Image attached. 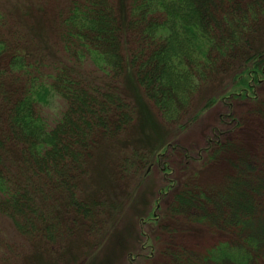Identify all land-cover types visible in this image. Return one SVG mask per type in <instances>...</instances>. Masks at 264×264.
Here are the masks:
<instances>
[{
	"label": "trees",
	"instance_id": "obj_1",
	"mask_svg": "<svg viewBox=\"0 0 264 264\" xmlns=\"http://www.w3.org/2000/svg\"><path fill=\"white\" fill-rule=\"evenodd\" d=\"M17 2L0 4V264H80L154 171L127 264H264V0ZM217 106L202 147L179 140ZM151 109L168 136L119 148Z\"/></svg>",
	"mask_w": 264,
	"mask_h": 264
},
{
	"label": "rangeland",
	"instance_id": "obj_2",
	"mask_svg": "<svg viewBox=\"0 0 264 264\" xmlns=\"http://www.w3.org/2000/svg\"><path fill=\"white\" fill-rule=\"evenodd\" d=\"M21 1L24 2L25 0ZM0 4L13 6L18 4V2L17 0H0ZM214 89L216 88L210 86L206 93L201 94L197 98L196 108L202 106L201 104L206 94H214ZM59 106L60 100L57 99L50 108V112L55 111ZM219 113V106L208 110V112L203 114L200 122L193 126L192 129L180 135L181 138L179 140L190 146L192 150L202 147L205 142V136L210 132L211 127L218 125ZM150 114L153 117L152 123L145 121V115L139 116L138 120L130 129V132L121 139L125 144H122V147L119 148H123L124 145L131 147L134 143L139 144L140 142L144 147L150 144L143 138L142 132L144 130L149 132L153 142L156 144L159 143L160 134H162L163 137L168 136L171 128L160 118L158 112L151 109ZM144 124L147 129L142 128ZM156 144H153V146ZM124 152L126 151L124 150L123 153ZM115 159L116 155H111L108 148L104 149L99 157L97 155L96 158H93L91 162V178H88L86 181L85 194L96 196L100 190L105 188L108 177L106 170L111 168L112 162H114ZM160 186V174L154 171L143 188L141 187L136 190L134 188L130 189V193L122 199V207L117 213L116 223L115 221L112 223L111 231L102 239H99V245L96 247L93 246L88 258L82 260L80 264H127L128 260L126 255L130 252H135L139 242H141L139 226L142 221H139V219L141 217V219H144L153 213L157 198V189H159ZM8 224L7 221H3V218L0 217V227L4 226L3 229L6 231V234L14 238L13 231L7 226ZM78 244L75 245L78 246L76 248V253L81 249V246ZM87 250H90V248ZM73 261L74 260H70L69 256V262L72 263Z\"/></svg>",
	"mask_w": 264,
	"mask_h": 264
}]
</instances>
